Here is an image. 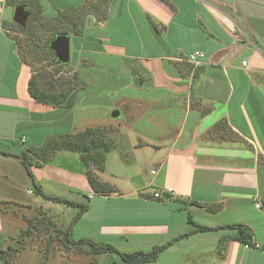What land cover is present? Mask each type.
Masks as SVG:
<instances>
[{"label": "crops", "instance_id": "1", "mask_svg": "<svg viewBox=\"0 0 264 264\" xmlns=\"http://www.w3.org/2000/svg\"><path fill=\"white\" fill-rule=\"evenodd\" d=\"M87 1L51 0L58 10ZM106 5L103 18L87 13L80 34L70 36V57L74 39L104 70L121 76L136 63L142 78L134 85L127 81L133 90L120 86L110 99L90 95L83 104L65 107L29 94L32 69L1 26L8 7L0 0V150L10 153L0 154V216L14 217V208L62 209V203L30 189L26 193L34 197L23 195L22 181L33 183L17 155L51 137L112 124L115 147L99 172L114 188L110 194H94L76 151L56 148L44 161L30 159L34 183L46 195L86 204L72 238L110 243L124 252L148 251L194 229L189 214L202 226L244 224L259 248L232 239L236 229L198 231L175 240L156 260L167 254L168 264H264V0ZM195 51L202 56L188 60ZM97 107L107 115L91 116ZM114 108L116 118L110 116ZM221 120L244 144L208 140ZM167 187L173 194L152 196ZM117 197L131 201L133 212L110 206ZM215 204L218 210H207ZM83 220L91 225L79 232Z\"/></svg>", "mask_w": 264, "mask_h": 264}, {"label": "rangeland", "instance_id": "2", "mask_svg": "<svg viewBox=\"0 0 264 264\" xmlns=\"http://www.w3.org/2000/svg\"><path fill=\"white\" fill-rule=\"evenodd\" d=\"M24 1L29 4L25 7V10L29 12L25 25L20 26L12 20L13 10L15 6H18V4H14L16 1L5 0L8 11L1 26L15 40L21 57L30 65L32 88L35 92L53 95L60 102L56 105L72 107L85 103L87 96L90 95L96 97L97 101L103 100L106 96L110 99L115 95V92H118L120 86L123 90H133L128 86L127 81L133 80L132 84L134 85L142 78V74L138 72L140 66L136 63L129 66L131 71L126 70L125 75L121 76H119L120 73L104 70L95 64L94 60L81 48L80 43L74 39L71 46L70 62L67 64L57 63L53 52L47 48L49 41L56 34L66 33L71 37L80 34L85 23L86 12L95 13L97 19L100 20L107 11L108 0H90L80 6L83 7L82 9L72 7L64 10L56 9L51 0ZM192 104L195 105L193 101ZM83 112L86 114L87 111ZM92 115L103 117L107 113L97 107ZM86 128H91L92 132L81 136V142L72 138L79 131L57 138H48L45 144L39 147L44 150L33 149L30 151L29 162L30 159L36 163H39V160L44 161L55 152L56 148L62 146L70 149L80 148L83 156L90 163V172L95 173L94 167L99 161L98 158L96 161H91V159L96 158L101 145L115 144V126L101 124ZM206 137L215 143L244 144L240 138L225 128L224 123H220L209 131ZM149 166V162H146L143 164V169L148 170ZM98 178L100 179V177ZM21 185L23 186V195L32 198L35 195L29 193H37L32 184L27 185L22 181ZM27 189H30L29 193H26ZM114 199L116 200L110 206L115 205V208L119 210L128 206L129 211L126 210V212H133L132 208L135 209V206L130 204L131 201L126 204L124 198ZM63 205H60L62 209L57 206H41L32 211L14 208L16 212L14 217L9 218L6 214L1 215L0 248L3 250L10 248L1 255L0 264H117L119 259L114 254H92L85 247L65 245L59 230L66 229V222H71L79 208ZM71 212L75 213L73 217ZM89 225L91 224L88 223V220H83L77 231H84ZM27 228L29 229L28 234L21 236L22 231ZM21 239L22 244L19 243ZM168 261L169 257L164 254L149 264H168Z\"/></svg>", "mask_w": 264, "mask_h": 264}, {"label": "trees", "instance_id": "3", "mask_svg": "<svg viewBox=\"0 0 264 264\" xmlns=\"http://www.w3.org/2000/svg\"><path fill=\"white\" fill-rule=\"evenodd\" d=\"M6 1H8V0H6ZM10 1H14V2L16 1L14 4L23 5L24 7H27L29 5L28 2H25L24 0H10ZM36 1H38V0H36ZM80 8L82 9L83 7H80ZM87 13H90V12H86V14ZM101 18H103V15ZM28 91H29V94L38 102L47 103V104H54V105L60 104V102L57 101V99L53 95L35 92L32 88V77L30 78L29 83H28ZM220 123L225 124V121L221 120V121L217 122L213 128L217 127ZM90 132H92L91 128H85L83 131H79L78 133H76L75 136L73 135L72 138L75 141L80 140V142H81V140H82L81 136L87 135ZM47 145H51V144H47ZM114 147H115V144H113V145H108V144L101 145L100 151L98 152L96 158L94 157L93 159H91V161H96L98 158V161H99V162H97L96 167H94L95 173L90 172V169H89L90 163L83 156L82 150L80 148L70 149V148L63 147V146L61 148H65L68 150H73V151L78 152L79 157H80L81 161L83 162V165L85 166L86 178H87L88 183L90 184L94 194H108L109 192L114 191V188L110 184L102 182L98 178L99 177L98 175H99V172H102L104 170L106 153L109 152L110 150H112ZM39 149L44 150L42 147L37 148L36 150H39ZM28 151H31V150L28 149ZM0 154L10 155V153L5 152V151H1V150H0ZM17 156H18V158H20L21 163L25 167L28 175L30 176V178L32 180L33 186L39 195H41L43 198L49 199L53 202L62 203V204H65L67 206H76L79 208L78 212L73 217L71 222L68 224L66 229H63V230L60 229L59 230V232L62 234L65 245L85 247L87 249V251L89 253H92V254H109V255L114 254L119 259L117 264H148V263L155 261L157 259V257L159 256V254L162 251H164L169 245H171L175 240L183 238V237H185V236H187L193 232H198V231L199 232H210V231H216L219 229H236V234L231 236V238L234 240L243 242L244 244L251 246V248H255L254 247L255 243L252 241V233H251V230L248 226L241 224V223L222 225V226H212V227L202 226V225L194 223L191 220V217L189 214H188V222L194 227V229H192L188 233H184V234H181L175 238L169 239L162 244L154 245L148 251L134 250L131 252H124V251H120L119 249H117L115 246H113L110 243L97 242V241H94V240L89 239V238L74 239L71 236V230H72L73 223L87 210L86 204L75 202L72 200H68V199H65V198L59 197V196L46 195L40 189V187H38L34 183V179H33V176L31 174V171L29 168L28 153L21 152ZM164 195L167 196V194H164ZM160 198H157V199H160ZM219 208H220V204H215L211 207H207V210L216 211ZM28 232H29L28 228L23 230L21 233V236H23L24 234H28ZM19 243L22 244V239ZM9 248L10 247H8L6 250H3L0 248V257Z\"/></svg>", "mask_w": 264, "mask_h": 264}, {"label": "water", "instance_id": "4", "mask_svg": "<svg viewBox=\"0 0 264 264\" xmlns=\"http://www.w3.org/2000/svg\"><path fill=\"white\" fill-rule=\"evenodd\" d=\"M29 12L23 5L15 6L12 20L20 26H24ZM47 48L53 52L55 61L60 64H67L70 61V36L66 33L56 34L49 41ZM110 116L116 118L119 116V110L114 109Z\"/></svg>", "mask_w": 264, "mask_h": 264}, {"label": "built area", "instance_id": "5", "mask_svg": "<svg viewBox=\"0 0 264 264\" xmlns=\"http://www.w3.org/2000/svg\"><path fill=\"white\" fill-rule=\"evenodd\" d=\"M196 56H202V53L201 52H199V51H195L194 53H192V54H190L189 56H188V60H194L195 59V57ZM152 173L154 172V171H151ZM164 194H173V190L171 189V188H169V187H167V188H165V189H154L153 191H152V196L154 197V198H160V197H163V196H165ZM258 205V204H257ZM245 247H251V246H249V245H247V244H245ZM255 248H259V246L257 245V244H255V246H254ZM262 251H264V248H262Z\"/></svg>", "mask_w": 264, "mask_h": 264}]
</instances>
